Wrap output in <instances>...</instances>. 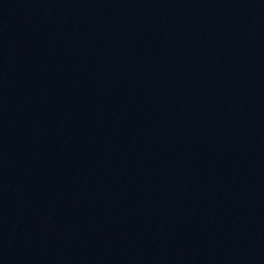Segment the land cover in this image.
Returning <instances> with one entry per match:
<instances>
[{
	"label": "water",
	"instance_id": "95a60500",
	"mask_svg": "<svg viewBox=\"0 0 264 264\" xmlns=\"http://www.w3.org/2000/svg\"><path fill=\"white\" fill-rule=\"evenodd\" d=\"M0 264H264V0H0Z\"/></svg>",
	"mask_w": 264,
	"mask_h": 264
}]
</instances>
